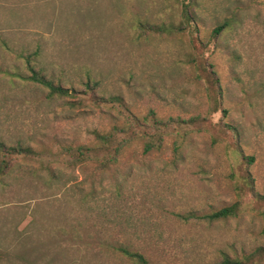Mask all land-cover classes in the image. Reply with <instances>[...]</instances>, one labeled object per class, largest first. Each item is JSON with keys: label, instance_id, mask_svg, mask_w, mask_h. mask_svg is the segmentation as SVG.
<instances>
[{"label": "rangeland", "instance_id": "374dc122", "mask_svg": "<svg viewBox=\"0 0 264 264\" xmlns=\"http://www.w3.org/2000/svg\"><path fill=\"white\" fill-rule=\"evenodd\" d=\"M191 10L195 29L181 0H0V140L30 145L54 172L17 160L0 185V264H131L120 245L154 264H210L264 248V0ZM199 58L219 81V107ZM29 59L71 96L32 81ZM89 78L140 118L231 124L252 161L200 125L177 151L172 126L161 150L135 141L109 170L64 165L65 147L124 122L80 101ZM237 203L236 217L206 219Z\"/></svg>", "mask_w": 264, "mask_h": 264}, {"label": "trees", "instance_id": "16d2710c", "mask_svg": "<svg viewBox=\"0 0 264 264\" xmlns=\"http://www.w3.org/2000/svg\"><path fill=\"white\" fill-rule=\"evenodd\" d=\"M181 1L183 3V18L186 27L197 28L195 17L191 10L192 0ZM224 29L225 26L216 28L213 35L219 36ZM156 31L159 33H165L162 29ZM26 65L27 69L32 73V76L29 78L48 89L49 95L52 98L71 96L68 89H64L60 84H56L53 80L47 78L42 70H37V68L31 63L30 59L27 61ZM197 69L207 76V80L210 84L211 97L216 102L217 107H219L218 101L221 99V89L214 72L209 71L202 58L197 60ZM85 86L80 101L86 103L90 102L95 108L114 110L117 114L123 117L124 122L122 124H115L112 128L103 132L95 131L94 144L65 147L61 154L55 155V158H60V161L66 166L76 167L78 165L94 163L98 166L99 170H109L113 165L119 163L125 151L130 148L135 141H143L145 153L161 150L164 147V137L169 136L172 126L177 135L175 142L176 151L182 147L183 143L188 138V134L191 132L190 127L204 125L208 130L220 128L216 130V135L214 136L215 141L219 140L218 135H224L228 141L232 142L233 146L230 145V150L241 157L247 158L243 155L240 148V133L238 129L231 124L226 123L224 126L219 124L216 127L213 124H208L205 118L202 119L197 116L189 120H184L182 118L176 120L171 118L165 121L159 119L154 113L146 118H140L130 111L122 97L104 95L100 90L101 84L97 80L89 78L85 83ZM216 110H218V108ZM40 157L41 153L37 152L30 145L21 142L10 145L5 141L0 140V185L5 187L8 185L6 181L11 177L16 167L15 161L17 160L38 162L42 163L43 167H47L50 161L47 160V164L41 160L42 158ZM247 161L250 163L252 158H247ZM46 169L51 168L49 167ZM53 173L52 170V174ZM262 199L263 198H259L257 200L261 201ZM241 211L242 204L237 203L207 216L206 219L210 221L227 220L236 217ZM192 218L198 217L191 214L187 219L191 220ZM15 229L17 228L15 227ZM113 250L122 254L131 262V264H154L145 255L138 251H134L127 246H114ZM2 258V255H0V261ZM21 259L24 260V258ZM263 262L264 248H260L252 254L244 257L242 260L225 255L220 261L210 264H262Z\"/></svg>", "mask_w": 264, "mask_h": 264}]
</instances>
